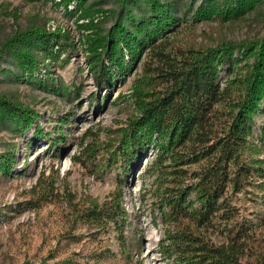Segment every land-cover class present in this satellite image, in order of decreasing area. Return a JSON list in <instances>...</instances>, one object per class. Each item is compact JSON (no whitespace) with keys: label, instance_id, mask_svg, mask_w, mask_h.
Segmentation results:
<instances>
[{"label":"trees","instance_id":"obj_1","mask_svg":"<svg viewBox=\"0 0 264 264\" xmlns=\"http://www.w3.org/2000/svg\"><path fill=\"white\" fill-rule=\"evenodd\" d=\"M59 1L66 8L72 2L78 18H89L79 25L85 28L87 61L99 86L110 85L142 54L147 55L130 92L134 110L119 126L118 143L109 151L108 161L113 164L120 156L125 170L146 147L153 145L156 149L149 166L163 224V236L158 240L163 257L172 264H264V250L260 248L253 257H247L252 231L249 223L235 221L236 208L226 194L229 187L240 190L255 175L261 179L258 189L264 191V158L258 156L264 141L249 138L255 116L264 109V32L243 38L220 33L212 42H190L177 50L171 40L178 30L179 17L167 2L118 0L132 6L127 12L131 17L140 1L148 6V13L131 25L117 19L102 31L89 17L92 10L86 0ZM252 11L264 19V0H202L194 8L193 18L218 16L231 21L245 18ZM37 16L29 26L0 42V59L4 53H12L23 72L29 74L53 53L54 47H71L64 31L46 29ZM33 45L41 52L40 59L35 57ZM223 65L233 76L221 84ZM35 115L37 111L17 95L0 91V118L6 116L18 130H25ZM35 134L44 135L40 129ZM97 139V131L87 128L81 134L79 150L70 156L91 173L95 172ZM14 161L13 151L0 152L1 173L10 175ZM42 176L43 172L31 191L36 192L34 197L47 201L55 195L56 178L48 173L42 181ZM65 202L69 217L57 246L46 259L24 264L133 262L132 251L135 245L139 250L140 242L124 232L129 221L120 182L103 200L67 190ZM77 225L91 230L86 240L72 230ZM105 227L117 232V251L108 246L99 249L92 243ZM73 245H78V250L72 249Z\"/></svg>","mask_w":264,"mask_h":264},{"label":"rangeland","instance_id":"obj_2","mask_svg":"<svg viewBox=\"0 0 264 264\" xmlns=\"http://www.w3.org/2000/svg\"><path fill=\"white\" fill-rule=\"evenodd\" d=\"M162 1L169 3L179 17L178 30L171 40L177 50L190 42L195 45L212 42L220 33L243 38L264 32V19L256 17L253 11L245 18L231 21L218 16L195 20L194 8L202 0ZM85 3L92 10L89 17L97 21L102 31L117 19L131 25L148 13L143 1L132 9V17L127 14L132 6L118 0H86ZM73 7L72 2L66 8L59 0H0V42L15 30L29 26L32 17L38 15L46 29L60 28L71 44L63 50L54 47L53 53L47 54L31 75L23 72L22 64L12 53L6 52L0 59V91L17 95L37 111L33 123L25 130H18L16 123L6 116L0 118V152L11 150L15 154L11 174L4 175L0 171V264L46 259L57 246L65 219L69 217L65 202L67 190L77 196L89 193L103 200L119 182L129 221L124 232L140 242L138 251L134 246L133 262L129 264H172L158 248L163 224L153 171L149 166L156 149L153 145L146 147L125 170L121 167L120 156L113 164L108 161L109 151L118 143L119 126L134 110L130 92L134 78L141 74L143 63L148 60L147 55L142 54L124 74L115 76L110 85L99 86L87 61L83 43L85 28L79 25L89 18H78V11ZM15 8L16 13L12 14ZM33 48L35 57L40 59L37 45ZM225 66H221L219 73L221 84L233 76ZM87 128L98 133L93 173L70 159L79 150L81 134ZM263 128L264 109L255 116L249 138L264 141ZM38 129L43 136H36ZM258 156L264 158V149ZM42 172L43 176L49 173L56 178L55 195L47 201L34 197L36 192L31 191ZM260 180L255 175L240 190L229 187L226 193L236 208L235 221L249 223L252 231L247 257H253L258 248L264 250V191L258 189ZM72 230L85 240L91 231L85 225H77ZM92 243L99 249L108 246L117 251V232L112 227L102 228ZM71 248L76 251L78 245ZM117 261L122 263L120 258Z\"/></svg>","mask_w":264,"mask_h":264},{"label":"built area","instance_id":"obj_3","mask_svg":"<svg viewBox=\"0 0 264 264\" xmlns=\"http://www.w3.org/2000/svg\"><path fill=\"white\" fill-rule=\"evenodd\" d=\"M70 7V6H69Z\"/></svg>","mask_w":264,"mask_h":264}]
</instances>
